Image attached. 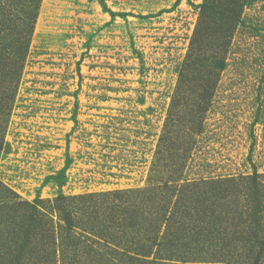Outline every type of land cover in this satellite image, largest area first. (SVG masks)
<instances>
[{"label":"rangeland","instance_id":"1","mask_svg":"<svg viewBox=\"0 0 264 264\" xmlns=\"http://www.w3.org/2000/svg\"><path fill=\"white\" fill-rule=\"evenodd\" d=\"M103 1L107 10L40 1L0 152V264H13L37 199L28 264H75L71 251L78 264H106V234L150 246L152 264H245L234 204L246 203L244 179L264 184V0H241L235 21L201 15L205 0ZM181 157L179 184L234 179L239 192L227 183L176 192L155 239L147 214L126 227L121 211L140 209L141 193L170 182ZM179 199L193 218L205 201L216 222L185 220Z\"/></svg>","mask_w":264,"mask_h":264},{"label":"trees","instance_id":"2","mask_svg":"<svg viewBox=\"0 0 264 264\" xmlns=\"http://www.w3.org/2000/svg\"><path fill=\"white\" fill-rule=\"evenodd\" d=\"M40 1L41 0H0V152H2L5 148L3 133L5 131L7 119L10 115V109L14 103L16 95L15 92H17L24 70L30 44L29 40L33 34L36 19L38 17ZM98 1L103 9L107 10L104 1ZM222 1L223 0H205L202 5L198 6V8L201 9V15H219L223 18H232V21H235V18L237 19V10L241 6V0H237L235 3L232 1L226 3V0L225 2ZM110 14L113 15L112 13ZM201 25L202 23L199 22L195 33V38L193 40V45L196 43V37L198 36L200 29H203ZM217 64L218 69L223 70L225 68L223 61L218 62ZM181 95L182 93H180L179 96ZM201 97L203 100L202 102L207 105V103L211 101L213 94H211L210 91H207L206 93L202 94ZM178 99L185 98H176L173 100L169 115L172 113L173 116L174 108L175 106H178L176 101ZM75 117L76 111L73 116V120L76 123ZM187 150L189 149H186V151ZM181 160L182 162L180 166L173 171L174 175L171 177V184L169 180H166L162 182V186L159 188L152 186L144 190L139 197L142 200V206L140 209L132 210L134 211L133 213H130L132 211H130L129 208H125L121 211L120 216L121 218H124V223L127 224L129 222V225L127 224L126 227H134L136 224L138 226L137 220L139 221L140 219L142 221L144 214H147L152 218L151 232L153 233L154 237L151 239H155V236L158 235L157 233L159 231V222L161 220H165L167 214H169L168 208L172 205V196L176 192H179L180 197V194L183 195L184 191H188L186 189H192L196 187L203 188L204 185H211V183H218L219 185L227 183L233 186L234 179L219 181L200 180L196 182H186L179 184L182 181V174L185 166L183 163L184 157H181ZM70 165L71 159L67 150L66 163L63 172L66 171ZM260 178L262 177L254 174L252 177L244 179L245 182H242V187L244 189V194L246 195V203L245 205L241 206L240 210L237 208V203L234 204V212L236 217H238L239 220L244 218V230L241 233L235 235H239L242 243H244L245 251L248 250L250 253L248 257H244V260H246L244 261L245 264L248 262V264H264V184H262ZM236 184L237 182L233 186V193L239 192L236 189L239 185L236 187ZM222 192H227V190H223ZM132 193L135 195L134 192ZM206 200L207 199L205 198V201ZM61 201L62 198L56 200L57 203ZM205 201L203 204L199 205L195 203L194 208L196 212L195 214L193 213L195 218L191 216L189 217L191 210L183 205L184 200H180V202L178 201L181 208L182 206L184 208L181 212L185 217V220L191 223L192 220L195 219L194 222H200L201 224L208 225L209 227L212 226L216 221L213 219L212 211L205 205ZM178 202L174 205V207L178 204ZM39 204L40 201L37 199L35 201V205L31 207L29 223L26 228L25 235L23 236L22 240H20V243H22L19 245V247H17L18 249L13 259V264H28L27 254L30 250L28 247H30L32 233L37 229L38 222H40L39 217H43V214L37 209ZM147 206H150L152 211L147 209ZM125 213H127V215ZM208 216H210L208 220L213 219L211 222H207L203 219L200 220V217L205 218ZM169 220L170 218L166 219V222ZM63 221L65 222L66 226H68V228L72 227L73 222L68 214L64 215ZM112 223L118 228L124 226V223L122 226H119L117 220L112 221ZM108 228L110 231H112L110 229L111 227H107L106 233L108 232ZM46 232L52 233L51 229H48ZM103 238L105 239V245L113 244V248L109 249V246L106 248V264H152V261L148 259L151 256V250L149 249L150 246H142L140 244L138 247L130 246L127 239L121 238V240H114L111 239L112 237L108 236L107 234L106 237L103 236ZM46 239H51V235H48ZM74 243L76 245L81 244L80 240L78 239H74ZM172 254L177 255V253ZM42 255L44 256L41 258V261H46V256L49 255H46V253ZM68 255L69 260H71L70 262H75V264L79 263L77 258L78 253L76 251H71V253ZM240 258H243V255H241ZM35 262L39 264V260H36Z\"/></svg>","mask_w":264,"mask_h":264}]
</instances>
